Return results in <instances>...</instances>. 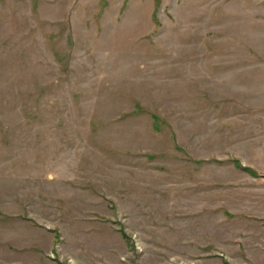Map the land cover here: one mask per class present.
<instances>
[{
    "label": "rangeland",
    "instance_id": "1",
    "mask_svg": "<svg viewBox=\"0 0 264 264\" xmlns=\"http://www.w3.org/2000/svg\"><path fill=\"white\" fill-rule=\"evenodd\" d=\"M0 264H264V0H0Z\"/></svg>",
    "mask_w": 264,
    "mask_h": 264
},
{
    "label": "trees",
    "instance_id": "2",
    "mask_svg": "<svg viewBox=\"0 0 264 264\" xmlns=\"http://www.w3.org/2000/svg\"><path fill=\"white\" fill-rule=\"evenodd\" d=\"M252 172H253V173H255V171H254V170H252Z\"/></svg>",
    "mask_w": 264,
    "mask_h": 264
}]
</instances>
